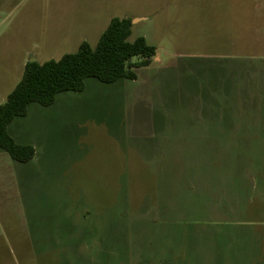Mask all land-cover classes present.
<instances>
[{
    "label": "rangeland",
    "instance_id": "obj_1",
    "mask_svg": "<svg viewBox=\"0 0 264 264\" xmlns=\"http://www.w3.org/2000/svg\"><path fill=\"white\" fill-rule=\"evenodd\" d=\"M112 18L128 19L127 40L143 37L156 56L134 80L87 78L83 91L31 103L8 125L35 155L21 164L0 149V262L250 264L259 255L247 249L246 228L173 216L187 215L188 203L257 195L264 0H0V105L26 62L58 60L83 41L94 48ZM219 122L237 133L216 146L205 124ZM219 152L225 166L211 159L204 169V155ZM203 232L241 249L201 250ZM253 241L264 251V227Z\"/></svg>",
    "mask_w": 264,
    "mask_h": 264
},
{
    "label": "trees",
    "instance_id": "obj_2",
    "mask_svg": "<svg viewBox=\"0 0 264 264\" xmlns=\"http://www.w3.org/2000/svg\"><path fill=\"white\" fill-rule=\"evenodd\" d=\"M130 28L128 19L112 18L94 48L83 41L75 53L58 60L26 62L20 81L0 105V149L18 163L34 157L31 145L16 143L7 132L14 118L27 114L29 104L50 106L59 93L83 91L87 78L104 84L136 79V70L148 66L156 52L143 37L129 42Z\"/></svg>",
    "mask_w": 264,
    "mask_h": 264
},
{
    "label": "crops",
    "instance_id": "obj_3",
    "mask_svg": "<svg viewBox=\"0 0 264 264\" xmlns=\"http://www.w3.org/2000/svg\"><path fill=\"white\" fill-rule=\"evenodd\" d=\"M27 110H28V108H27ZM205 126L206 127H213L212 129L206 128V130L212 131L213 134L216 136V138L220 139V140L215 141L216 146H217L216 143L222 142L223 136H228V132L230 134L234 133V131L237 133V130L223 128V126H225V124L221 123V122H219L218 125H213V124L206 125L205 124ZM261 127L263 129L262 130L263 131L262 138L264 140V121H263V125ZM206 130L204 129V133H206ZM221 155H223L222 152H219L216 155H210V153H209L208 156H206V154H205L204 160H203V165H202L203 168L204 169L207 167L211 168V166H210L211 165L210 161H212L211 159H213L215 162L218 161L220 164H222L221 167L225 166L227 156H221ZM26 163H28V162H26ZM21 164H25V163H21ZM251 164H252L251 166H252L253 171L250 174V179H251L250 180V189H251L250 193H252V195L257 193L256 196L248 197L246 199V201L241 205H239L237 203V201H231V198L229 199L227 197L219 198V200H216V201H206L205 203L198 204V205H196L195 203H188V204H186L187 208H185V207L183 208L184 209L183 212L185 211V209H187V211H188L187 215L183 214L182 216H173V222L185 221V222H190L193 225L216 226L219 228H224L227 226L235 227V228L244 227V228H246L245 237L249 241V244H250L247 246V249L250 248L253 250V252H257V255H259V256L254 257L253 260L250 259L249 261H251V263L253 261H255L252 264H264V251H260L261 253L259 251H257V246H255V243L253 241V239L255 238V234L257 233V235H259L260 228L264 227V170H263L262 166L259 167L260 164L256 165L254 161ZM211 171H213V169H211ZM253 172L254 173L256 172V173L253 174ZM251 175H254V176L256 175V177L258 179L257 180L255 179L253 182ZM196 206L206 207L205 214L204 215H200L199 213H196L194 215L189 214V212L193 211V209H190V207H196ZM239 207H240V209H239ZM242 207H244L243 211L245 213L246 220H244V216L242 214ZM239 210H240V213H239ZM211 212H213V214H210ZM233 212H237L238 214H233ZM257 213H258V216L255 217L254 215H256ZM200 236L204 237V244H205V246H203V244H202L203 247H199V249H201V250L219 249L221 251L222 249H226V248H231L232 250L241 249L240 247H237V246L230 247L228 244L226 247L218 245L217 243H215V237L212 236V233L210 235H205V232H203V233H201ZM200 236H199V238H200ZM251 240L253 242L252 246H251ZM199 244H201V243L198 242V245ZM176 246L177 245L171 246L172 248L168 252L175 251L173 248ZM189 247H191L190 251L193 252L192 254L196 255L199 252L198 250L194 251V249L196 248L195 246L190 245ZM192 247H193V249H192ZM232 252L234 253V251H232ZM233 253H231V254H233ZM235 253L239 254L238 252H235ZM189 260H191V259H189ZM0 264H4V262H0Z\"/></svg>",
    "mask_w": 264,
    "mask_h": 264
}]
</instances>
